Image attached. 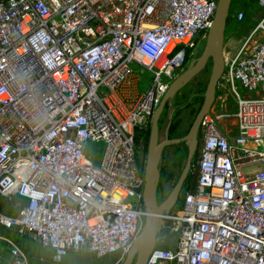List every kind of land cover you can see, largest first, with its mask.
I'll return each instance as SVG.
<instances>
[{
	"label": "built area",
	"instance_id": "built-area-1",
	"mask_svg": "<svg viewBox=\"0 0 264 264\" xmlns=\"http://www.w3.org/2000/svg\"><path fill=\"white\" fill-rule=\"evenodd\" d=\"M217 2L0 0V198L20 202L0 211L1 228L52 264L70 254L123 262L147 216L134 131L194 64ZM256 5L217 83L235 104L234 132L217 127L228 115L203 117L181 206L161 217L172 246L160 238L146 264H264V0ZM2 241L11 264H29Z\"/></svg>",
	"mask_w": 264,
	"mask_h": 264
},
{
	"label": "water",
	"instance_id": "water-1",
	"mask_svg": "<svg viewBox=\"0 0 264 264\" xmlns=\"http://www.w3.org/2000/svg\"><path fill=\"white\" fill-rule=\"evenodd\" d=\"M231 2L232 0H218L214 18L207 33L205 45L200 57L171 83L167 92L162 97L159 106L152 114L149 144L144 162V189L142 199L144 211L147 216L145 217L143 228L137 236L133 247L121 264H146L149 254L158 246V241L160 239L159 234L165 228V223L161 217L164 214H168L174 207L187 178L191 162L197 149V134L200 122L212 107L217 83L223 71L225 29ZM210 60L212 62L211 72L203 94V102L186 135L180 138H165L159 141L158 123L166 105L182 87L206 67ZM182 143L188 145L189 148L184 168L169 195L158 204L157 188L160 180V174L157 168L158 159L164 148ZM174 240L175 239L172 238V241ZM140 241L142 243L141 253H139L140 248L137 246Z\"/></svg>",
	"mask_w": 264,
	"mask_h": 264
},
{
	"label": "rangeland",
	"instance_id": "rangeland-1",
	"mask_svg": "<svg viewBox=\"0 0 264 264\" xmlns=\"http://www.w3.org/2000/svg\"><path fill=\"white\" fill-rule=\"evenodd\" d=\"M230 9L232 15L227 21L229 27L226 26L225 29V50L223 51L224 54H227L231 50H234L241 43V41L253 28L262 13V9H260L256 5V0H235V3L231 5ZM238 12L244 13V18L241 22H236L234 20V16ZM204 45L205 40L199 44L198 48L196 49L193 55V60L200 57ZM211 65L212 62L210 60L208 61L206 67L191 81H189L184 87H182L168 102L158 123L159 141L164 140L165 138H167V136H169L168 138H180L187 133L194 120L193 110L197 109L198 107V103H194V99L197 98L198 95H201V92L203 95V91L205 90L211 72ZM135 70L140 73L143 78V82L146 83L147 80L150 78V73L145 72L140 67H135ZM238 91L241 96L247 97L241 89H238ZM210 111L215 114L221 113L224 115H228V117L223 118L221 120L220 125L217 126L221 133H223L224 131L234 132V128L232 126L233 121L230 115L235 112V104L232 100V97L228 94L227 91H222V93L218 97L214 98V102ZM171 130L172 133L170 134ZM141 148L142 146H140V153L138 155L140 158V162L143 159ZM188 149V145L182 143L179 145L164 148L162 150L157 164V168L160 174V180L158 185L159 188L157 192L159 201L164 200L165 197L169 195V193L175 186L184 168ZM251 169L252 168H247L244 170V172H248ZM189 175L190 171L188 172L187 177ZM181 195L182 190L180 191L178 199L174 207L170 210V212H176L178 210V207L181 204V201L180 204H178V200H181ZM168 224L169 223L165 224L166 226L164 230H162L159 234V237L161 238L160 242L163 243L159 246H168L171 248L172 242L169 241L168 231L166 228ZM117 261V255H108L104 258L96 259L87 254H70L65 257L61 264H116Z\"/></svg>",
	"mask_w": 264,
	"mask_h": 264
},
{
	"label": "crops",
	"instance_id": "crops-1",
	"mask_svg": "<svg viewBox=\"0 0 264 264\" xmlns=\"http://www.w3.org/2000/svg\"><path fill=\"white\" fill-rule=\"evenodd\" d=\"M18 206H20V202L15 198H0V211H3L5 214L14 215ZM0 237L9 239L16 244L27 257L29 264H52L50 252L40 248L33 240L29 238H20L15 233L5 231L1 227ZM170 240H172V238ZM0 264H11L9 246L4 241H2V249L0 250Z\"/></svg>",
	"mask_w": 264,
	"mask_h": 264
},
{
	"label": "trees",
	"instance_id": "trees-1",
	"mask_svg": "<svg viewBox=\"0 0 264 264\" xmlns=\"http://www.w3.org/2000/svg\"><path fill=\"white\" fill-rule=\"evenodd\" d=\"M234 3H235V0H232L231 5L234 4ZM230 8H231V6H230ZM231 15H232V12H231V9H230L229 13H228L227 21H228V19L230 18ZM226 26L229 27V24L226 23ZM204 91H203V94H204ZM221 93H222V91L220 89L216 88V90H215V98L218 97ZM200 94L201 95H198L197 98L194 99V103H198L197 109L193 110L194 119H195V116L198 113V111H199V109H200V107L202 105V102H203L202 92ZM171 133H172V130H171L170 134ZM149 134H150V125L147 128H136L135 131H134V143H135V145L137 147L142 146L141 149H142L143 159L140 162V168L142 170L144 169V162H145V158H146V154H147V144H148ZM170 139H175V138L173 137V138H170ZM196 158H197V153L195 151V155L193 157L191 165L196 160ZM189 182H190V175L186 178V181H185V183H184V185L182 187L183 189H181L182 190V195H181V200H178V202H179L178 204H180V201L182 202L183 192H184L186 186L189 184ZM180 206H181V204L179 205L178 209L180 208ZM159 248L160 249H164V250L170 249V247H168V246H159ZM50 256H51V252H50Z\"/></svg>",
	"mask_w": 264,
	"mask_h": 264
},
{
	"label": "flooded vegetation",
	"instance_id": "flooded-vegetation-1",
	"mask_svg": "<svg viewBox=\"0 0 264 264\" xmlns=\"http://www.w3.org/2000/svg\"><path fill=\"white\" fill-rule=\"evenodd\" d=\"M168 137H169V136H167V139H170V138H168ZM197 141H198V140H197ZM198 143H199V141H198ZM197 146H198V144H197ZM158 188H159V186H158ZM158 188H157V192H158ZM166 197H167V196H166ZM166 197H165V198H166ZM157 201H158V204H160V203L163 201V200H162V201H159V200H158V194H157Z\"/></svg>",
	"mask_w": 264,
	"mask_h": 264
},
{
	"label": "bare ground",
	"instance_id": "bare-ground-1",
	"mask_svg": "<svg viewBox=\"0 0 264 264\" xmlns=\"http://www.w3.org/2000/svg\"><path fill=\"white\" fill-rule=\"evenodd\" d=\"M217 88V87H216ZM209 113V112H208ZM137 246L140 248V251H139V253H141L142 252V243H141V241L137 244Z\"/></svg>",
	"mask_w": 264,
	"mask_h": 264
}]
</instances>
